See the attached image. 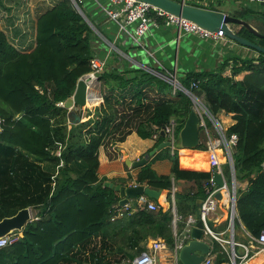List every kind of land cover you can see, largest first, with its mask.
<instances>
[{"label": "trees", "instance_id": "1", "mask_svg": "<svg viewBox=\"0 0 264 264\" xmlns=\"http://www.w3.org/2000/svg\"><path fill=\"white\" fill-rule=\"evenodd\" d=\"M77 5L93 23L84 0H57L38 16L36 46L29 52L18 49L0 24V221L27 207L37 210L17 239L0 249V264H124L127 258L109 254L140 253L144 243L155 240L176 245L171 206L159 204L154 211L138 205L137 211L112 219L118 213L115 207L122 208L121 197L99 178V152L107 141H124L133 131L144 139L158 133L157 147L171 120L179 134L193 100L158 73L142 68L125 72L109 65L100 78L104 104L94 117L71 123L73 111L60 102L74 94L95 56V32ZM205 8L218 10L211 4ZM229 14L264 25V13L244 4ZM233 26L264 45V39ZM229 67L231 73L225 74ZM178 80L202 97L215 117L223 112L232 117L227 133L238 137L232 150L237 177L249 180L238 191L239 218L259 238L264 232V53L229 55L217 69L187 72ZM206 147L202 142L199 149ZM162 152L149 156L135 182L161 191H171L180 180L193 182L175 194L181 235L188 217H199L197 201L207 197L212 171L183 169L178 151ZM161 159L172 162L170 174L160 175L152 167ZM212 242L214 264L229 263L228 251Z\"/></svg>", "mask_w": 264, "mask_h": 264}, {"label": "crops", "instance_id": "2", "mask_svg": "<svg viewBox=\"0 0 264 264\" xmlns=\"http://www.w3.org/2000/svg\"><path fill=\"white\" fill-rule=\"evenodd\" d=\"M39 1L41 2V0ZM207 1L208 5H215L218 10L228 14L232 12L231 10L233 8L231 5H237L236 7H240L243 4L247 5L254 11L264 13V4L261 3L248 2L246 0ZM3 2L11 3L13 10L11 9V15L5 13L4 16L7 18L6 21H0L2 28L7 34L8 31L11 30L13 34L19 37V43H14L18 49L23 52L31 51L36 46V25L38 16L54 5L57 0H52V4L49 2L50 6L41 12L38 10L40 7L37 6V0H1L0 5H2ZM84 4L87 9L86 11L91 15L93 20V23L91 20H89V22L95 32L93 38L95 55L107 58L110 67L119 68L125 72L133 71L136 68L147 69L154 73L163 70L167 75L178 78L191 71L217 69L222 61L229 55H240L242 57H257L258 55L257 51L244 47L229 38L218 40L211 39L202 37L197 33H187L183 29L181 30L174 25L167 26L164 24H161L158 27H153L147 35L143 37L141 41L142 45L140 46L136 44L127 31L121 30L117 22L111 20L102 13L104 7L109 6V0H84ZM6 11L9 12L8 9ZM250 23L259 29L253 24V22H251V20ZM232 28L235 31L237 30V27L235 28L233 25ZM143 52H145L146 57L143 55ZM230 73L231 69L229 67L226 69L225 74ZM240 78H242V76H240ZM94 114L95 111H84L81 121H86L94 117ZM218 118L227 129L234 123L232 117L224 112L221 113ZM209 124L210 123H208V125ZM208 130L211 135L212 129L208 127ZM202 132L204 133L205 140L201 135V143H206L208 133L204 129H202L201 133ZM112 141H107L106 144L100 148V166L98 169L99 178L105 180V182L120 184L127 188L134 187L133 183H135L136 175L141 166H134L131 164L134 161H139L145 158L147 153L151 154L156 148L157 139L154 137L144 139L140 137L136 131H133L124 141ZM162 151L163 150L157 151L154 155L151 154L152 158L160 152L163 153ZM170 152L172 153L171 149ZM178 152L181 168L200 171L210 169L209 151L207 147L206 149H199V147L197 149H180ZM152 167L158 174L167 175L171 173L172 162L169 159L156 160L153 162ZM174 186L177 188V191H182L184 188H190L193 186V182L186 183L185 181L180 180L175 182ZM161 192L163 193L161 201L157 199H154V201L157 200L156 203L158 205L160 204L165 208H168L171 204L168 201L170 190H162ZM133 196L134 195L128 196V205L130 206V210L135 212L137 211L138 202L137 199H133ZM115 209L118 212L121 208L116 206ZM31 211L32 214L34 211V217L37 210L31 208ZM121 216L122 215H118L117 217ZM225 218L226 213L221 211L220 207L216 213H213L210 216L214 232L221 236L226 230L223 226L226 223ZM242 228L246 231L243 224ZM173 229L176 236V242H178L181 239V235L179 236L177 232V224L174 223ZM246 234L249 237L247 231ZM240 236L246 239L244 241V239L241 238L240 243L248 245L250 237L248 239L244 234ZM212 239L214 238L206 236L207 242L211 245V252L213 250ZM190 240L191 238L186 243ZM215 241L220 243L223 248L227 250L226 245L218 240ZM149 244L150 242L144 243V249L148 248ZM175 246L174 248H171L167 245V248L157 255L156 264H182L179 260L178 253L175 251ZM144 249L141 252H143ZM253 250L255 251V254L246 264H264V251H259L257 249ZM239 252L240 254L243 253L241 247ZM140 253L122 251L113 252L109 255L111 258L125 257L124 259L126 260L127 258V262H124V264H131L134 258ZM211 255L213 256L214 264L215 255Z\"/></svg>", "mask_w": 264, "mask_h": 264}, {"label": "built area", "instance_id": "3", "mask_svg": "<svg viewBox=\"0 0 264 264\" xmlns=\"http://www.w3.org/2000/svg\"><path fill=\"white\" fill-rule=\"evenodd\" d=\"M83 2V0H79ZM187 4H199L201 6L208 5L207 0H182ZM248 2H256L264 4V0H246ZM196 6V5H195ZM104 15H106L111 20L117 22L123 31H127L137 45H142L141 41L143 37L153 28L158 27L161 24L164 25H174L179 27L181 30L183 29L187 33H197L202 37H207L211 39H223L228 38L224 35V32L220 30L219 32H211L206 29H203L196 23L189 21L184 18L177 17L168 12L162 11L159 8H155L154 6L139 0H109V6L104 7L102 10ZM91 70L85 74L81 79H83L87 84V103L84 111H96L98 107H100L105 102L104 94H103V86L101 82V75L107 71L109 67V63L107 58H103L95 55L91 59ZM168 79L174 86L175 90H182L187 93L192 100L195 102V108L199 115L201 116V130L204 129L208 133L206 146L209 151V166L212 171V177L209 182L206 184L207 197L204 199V202L199 209V217L190 215L187 219L188 226L183 234H181V239L176 242L175 251L176 253L184 246V244L191 238V233L193 227L197 224L198 221H202L204 224V233L206 236L213 237L215 240H218L222 244H232L233 252H235V248L241 247L243 249L242 254L236 253L238 263L236 264H246L250 261L255 254L253 249L264 251V232L259 238H255L249 233V244H243L240 242H236L235 239L231 241L226 240L221 237L220 234L215 233L212 227L209 224L210 216L213 213H216L219 209L222 201H228V208L231 211V223L230 229L234 232L235 220L238 219L240 224L242 225V221L239 218V213L237 209V197L238 194L236 191L232 194L227 183L226 174L223 168V163L221 161V153H228L231 158V148H234L237 144L238 137L236 134L229 135L227 133V128H225L224 124L218 117H215L208 107L198 99L197 95L191 90L184 87L177 77H173L169 75ZM196 84H193L195 86ZM61 106H64V102H60ZM208 120V121H207ZM210 121L213 123L216 129H218L220 136L215 138L210 135L208 130V123ZM162 130L165 131L166 137L165 140H170V149L172 153L179 151L180 149L177 146L178 143V134H177V123L174 120ZM159 134H155L154 138L157 139ZM229 167L234 171V165L231 163ZM219 172L223 175L225 179V184L223 186L217 185L214 180V173ZM140 184L133 183V186H138ZM177 192V188L174 186L170 191L171 196V204L172 210L174 212V223L176 224L178 220L177 213H175V194ZM220 192L222 194L221 198L217 197V193ZM228 193V197L225 194ZM138 205L147 208L149 210L156 211L159 208V205L156 201L153 200L147 194H141L137 198ZM130 210V206L126 204L122 206V208L118 211L117 215L113 216L114 220L118 215H123L125 211ZM19 232H14L10 235L4 236L0 238V249L5 246L11 244L17 239V234ZM180 236V235H179ZM167 243L162 240L152 241L148 250L141 252L138 256L134 258L131 264H156L157 263V255L167 248ZM225 245V244H224ZM204 264H213V256L211 252L206 255Z\"/></svg>", "mask_w": 264, "mask_h": 264}, {"label": "water", "instance_id": "4", "mask_svg": "<svg viewBox=\"0 0 264 264\" xmlns=\"http://www.w3.org/2000/svg\"><path fill=\"white\" fill-rule=\"evenodd\" d=\"M146 2L155 8H159L162 11L173 14L177 17L192 21L211 32H219L222 30L224 35L229 39L236 41L244 47L253 49L259 53H264V46L251 41L250 39L238 34L232 25H240L253 33L259 38L264 39V34L254 27L249 21L241 19L225 13L219 10L208 9L205 7L195 6L187 4L182 0H139ZM80 13L89 21L87 15L83 12L79 5H77ZM158 75L169 79L170 76L165 71L160 70L157 72ZM87 103V84L83 79L78 81L74 94L64 102V107L73 111L75 119H70L71 123H77L82 119L84 108ZM79 112H78V111ZM201 116L197 112L195 106H192L191 112L185 121L183 127L180 129L178 134V148L179 149H197L201 145ZM1 129V126H0ZM161 135L165 138L166 133L161 130ZM170 147V140H164L158 145L151 154L154 155L157 151ZM151 154L146 155L139 161H134L131 165L142 166L147 162V159ZM252 178V177H251ZM214 180L219 186L225 184L223 175L219 172L214 173ZM106 185L116 190L121 197L120 205L125 206L129 203L128 196L147 194L153 199L161 201L163 193L161 190H156L147 187L146 185H138L127 188L120 184H114L106 182ZM217 197L221 198L222 194L217 193ZM204 199L197 201V206L200 209ZM176 213V208H175ZM33 220V214L30 207L20 210L16 215L12 217H6L0 221V238L10 235L14 232H22L25 226ZM235 239V238H233ZM211 252V245L206 240L204 233V224L202 221H198L193 227L191 233V240L186 243L178 252L179 260L182 264H204L206 255ZM234 264H236L234 262Z\"/></svg>", "mask_w": 264, "mask_h": 264}, {"label": "rangeland", "instance_id": "5", "mask_svg": "<svg viewBox=\"0 0 264 264\" xmlns=\"http://www.w3.org/2000/svg\"><path fill=\"white\" fill-rule=\"evenodd\" d=\"M49 2H51V4H52V0H41V2L39 0H37V6L40 7L38 10H40V12L44 11L47 7L50 6ZM3 4L0 5V21H6L7 18H6V16H4L5 13H7L8 15H11L12 10H13V6H12L11 3H9V2L4 3L3 2ZM236 6L237 5H231V7L233 8V9L232 8L231 9L234 10V9L239 8V7H236ZM8 7H10V8H8ZM7 9L9 10V12L6 11ZM251 22H253V24H255L260 30L264 31V25H263L262 22H260V21H258L256 19H253V20L251 19ZM30 33H31V30H30ZM8 34H9L8 36H9L10 40L13 43H19V40H18L19 37H17L15 34H13L11 32V30L8 31ZM257 40H258V42L261 41L260 39H257ZM143 55L146 57L145 52H143ZM197 97H198V99L200 101H202L204 103V100H203L202 97H199V96H197ZM193 105L195 106V102L194 101H193ZM208 127L212 129V134H211L212 136H214L215 138H218L220 136V133H219L218 129L215 128V126L213 125V123L211 121H210V124L208 125ZM201 135H202V137L204 139V133L203 132L201 133ZM112 142H114V141H112ZM232 150H233V148H231V158H232V163H233L234 168H235V161H234V158H233V151ZM231 158H230V156L228 155L227 152L221 154V161H222V163L224 165L223 168H224V171H225V174H226L227 183L229 185L230 191H231L232 194L234 193V191H236V193L238 194L239 190H244V189L247 188V186L249 184V180H247V179H244V180L238 179L237 173H236V169L233 171L229 167V165L231 163ZM225 196L228 197V193L225 194ZM227 202L228 201H224L223 200L221 205H220V210L223 211L224 213H226V218H225V220H226L225 229L226 230H225V232L223 233V235L221 237L226 239V240H229V241H231L233 238H235L236 242H240L241 238L244 239V241H245L246 239L244 237L240 236V235L244 234L245 237H248V235L246 234V231H244L242 226L241 227L237 226V229H235L234 232L230 229V223H231V213L230 212L231 211L228 208V203ZM33 214H34V211H33ZM237 222H239L238 219L235 220V223H237ZM209 224H210V226L213 229V224H212V222L210 220H209ZM235 227H236V224H235ZM248 239H249V237H248ZM224 244L226 245L227 251L229 253V257H230L229 264H234V262L238 263V259H237L236 253H237V255L240 254V252H239L240 247L237 246L235 248V252H236L235 253V252H233L232 244H227V243H224ZM146 250H148V248L144 249V251H146Z\"/></svg>", "mask_w": 264, "mask_h": 264}]
</instances>
